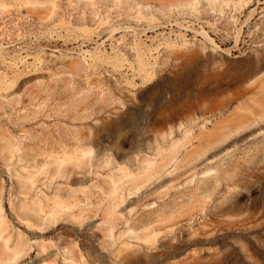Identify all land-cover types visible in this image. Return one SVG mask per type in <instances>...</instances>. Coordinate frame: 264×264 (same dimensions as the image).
Segmentation results:
<instances>
[{
	"label": "rangeland",
	"instance_id": "1",
	"mask_svg": "<svg viewBox=\"0 0 264 264\" xmlns=\"http://www.w3.org/2000/svg\"><path fill=\"white\" fill-rule=\"evenodd\" d=\"M0 264H264V0H0Z\"/></svg>",
	"mask_w": 264,
	"mask_h": 264
}]
</instances>
